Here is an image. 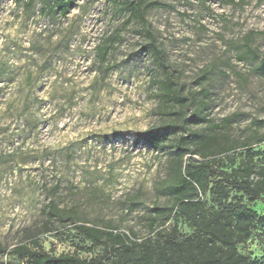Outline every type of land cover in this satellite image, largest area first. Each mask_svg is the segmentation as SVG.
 <instances>
[{"label": "rangeland", "instance_id": "rangeland-1", "mask_svg": "<svg viewBox=\"0 0 264 264\" xmlns=\"http://www.w3.org/2000/svg\"><path fill=\"white\" fill-rule=\"evenodd\" d=\"M226 1L77 0L61 18L40 2L0 0V264H31L9 255L31 239L54 255H101L78 225L143 239L158 217L159 229L194 233L166 190L170 156L137 134L180 112L229 119L238 144L264 137V0ZM129 3L142 7L139 19ZM166 77L181 110L163 102ZM253 148L264 153V142ZM52 201L74 219L49 216ZM253 209L264 218V203ZM238 250L264 264V223Z\"/></svg>", "mask_w": 264, "mask_h": 264}, {"label": "trees", "instance_id": "trees-1", "mask_svg": "<svg viewBox=\"0 0 264 264\" xmlns=\"http://www.w3.org/2000/svg\"><path fill=\"white\" fill-rule=\"evenodd\" d=\"M16 2L23 3L27 9L40 2L42 12L61 18H65L77 5V0ZM245 2L226 1L235 6ZM128 7L131 20L139 19L142 7H136L134 3H129ZM260 34L264 36V32ZM247 45V50L254 54L248 40ZM111 47L102 50L104 58ZM148 49L155 56L160 53L153 43ZM263 65L264 57L260 63ZM173 85L169 77L161 83L163 102H175L181 110L183 99ZM174 117L169 123L137 134V138L149 148L166 151L170 156L172 174L166 190L173 199L176 220L180 217L186 219L194 229L193 234L180 235L177 226L159 229L158 217L150 224V234L154 235L143 239L78 225L76 228L81 236L94 246L103 247L101 255L89 261L77 255H54L33 239L16 245L9 255L31 264H253L238 249L248 242L255 226L264 223V218L258 217L253 209L255 203H264V159H260L264 153L253 148L262 144L264 137L256 135L255 142L238 144L230 141L226 134L229 119L216 124L197 117L188 121L180 112L174 113ZM192 124H206V127L203 130L192 129ZM207 194L212 198L211 205L204 200ZM49 208V216L75 217L74 209L68 213L58 211L53 201ZM155 212L161 216L167 209L157 207Z\"/></svg>", "mask_w": 264, "mask_h": 264}]
</instances>
